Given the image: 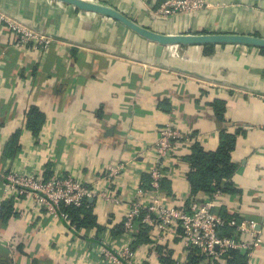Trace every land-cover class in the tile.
<instances>
[{"label": "crops", "instance_id": "crops-1", "mask_svg": "<svg viewBox=\"0 0 264 264\" xmlns=\"http://www.w3.org/2000/svg\"><path fill=\"white\" fill-rule=\"evenodd\" d=\"M90 1L160 34L264 38V0H206L201 11L165 18L155 13L163 0ZM12 20L44 31L53 40L47 52L14 50L7 28ZM203 46H158L110 18L56 0H0V174H69L98 194L128 201L136 187L148 183L150 150L167 122L205 150L217 148L222 130L238 133L231 154L237 166L231 182L238 192H221L219 213L260 225L261 246L251 264H264V52L236 44L209 51ZM215 99L225 102L223 120L212 111ZM32 106L45 116L36 136L25 128ZM16 132L13 156L6 157ZM187 171L184 162L164 178L162 191L172 205L190 199ZM88 202L99 230L25 210L0 176V215L4 204L12 208L6 221L0 219V264H104L92 247L99 240L122 246L127 207L99 196ZM139 234L132 241L138 261L147 242L145 232L141 240ZM177 242L168 244L172 255Z\"/></svg>", "mask_w": 264, "mask_h": 264}, {"label": "built area", "instance_id": "built-area-1", "mask_svg": "<svg viewBox=\"0 0 264 264\" xmlns=\"http://www.w3.org/2000/svg\"><path fill=\"white\" fill-rule=\"evenodd\" d=\"M207 5L206 0H163L155 13L164 18L190 15ZM7 22L8 30L14 34V50H30L40 56L52 45L53 40L43 31L13 20ZM195 139L182 134L173 122L164 124L150 150V184L136 187L128 201L102 192L98 194L92 184H85L69 174L44 177L38 170L15 172L6 169L0 176L5 180L9 194L25 203V210L44 211L69 226L71 219L64 209L88 207V201L95 196L126 206L122 223L126 239L122 246L99 240L92 247L104 264H160L157 261L164 258H170L172 263L168 264H187L192 253H196L205 264H225L224 256L231 250L245 256L246 264H251L252 256L261 246L260 225L255 220L237 223L235 219L222 216L219 213L220 191L204 198H190L184 205H172L161 189L162 180L183 163L180 151L186 153ZM226 227L231 228V233L222 235ZM139 230L145 232L147 239L146 253L140 261L132 247L134 233ZM176 240L179 249L172 255L168 244Z\"/></svg>", "mask_w": 264, "mask_h": 264}, {"label": "trees", "instance_id": "trees-1", "mask_svg": "<svg viewBox=\"0 0 264 264\" xmlns=\"http://www.w3.org/2000/svg\"><path fill=\"white\" fill-rule=\"evenodd\" d=\"M205 50H210L214 47L213 44L203 46ZM264 52V48H261ZM211 108L218 119H224L225 113V102L223 100L215 99L211 103ZM25 128L32 132L35 136L40 132L45 116L39 109L32 106L26 116ZM238 133H230L227 130H222L218 136V146L214 150H205L198 142L194 141L189 147L186 154L181 156L182 162L188 166L186 178L189 186L190 198H195L198 194L206 193L211 194L215 191L223 193H236L238 190L234 188L231 182V178L236 171V164L232 162L231 154L235 148L236 137ZM19 132L14 133L10 138L6 146V157L13 156L14 145L17 142ZM148 183L144 184L149 186L150 177L148 176ZM164 179L161 182V189L164 191L165 187L163 184ZM64 211L69 215L71 219V225H75L77 229L80 228H96L100 229L97 224L96 216L93 214L91 205L84 208H65ZM12 214L11 205L2 206V214L0 219L6 221ZM227 217V215H222ZM141 236H138L141 240L143 231H138ZM222 235H229L231 228L226 227L222 230ZM139 234V235H140ZM141 242H145L141 241ZM201 258L196 254L192 253L189 256L187 264H198ZM225 264H246L245 256L239 254L237 251L231 250L224 256ZM167 263V262H166ZM168 264V263H167Z\"/></svg>", "mask_w": 264, "mask_h": 264}, {"label": "water", "instance_id": "water-1", "mask_svg": "<svg viewBox=\"0 0 264 264\" xmlns=\"http://www.w3.org/2000/svg\"><path fill=\"white\" fill-rule=\"evenodd\" d=\"M63 4L72 6L79 11L94 13L106 18H110L123 27L128 29L133 34L141 37L144 40L155 43L158 46H203L208 44H236L246 45L256 48H264V38L253 35L241 34H223V33H206V34H175L167 35L154 32L144 26L136 23L118 10L107 5L92 2L90 0H56ZM37 31L40 29L33 28ZM44 32V31H43ZM45 33V32H44ZM46 34V33H45Z\"/></svg>", "mask_w": 264, "mask_h": 264}, {"label": "rangeland", "instance_id": "rangeland-1", "mask_svg": "<svg viewBox=\"0 0 264 264\" xmlns=\"http://www.w3.org/2000/svg\"><path fill=\"white\" fill-rule=\"evenodd\" d=\"M120 26H122L121 24H119Z\"/></svg>", "mask_w": 264, "mask_h": 264}]
</instances>
